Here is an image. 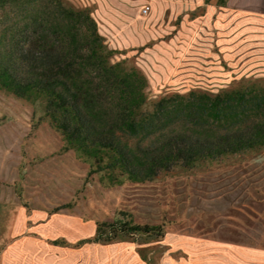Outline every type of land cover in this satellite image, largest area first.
Masks as SVG:
<instances>
[{
	"label": "rangeland",
	"instance_id": "rangeland-1",
	"mask_svg": "<svg viewBox=\"0 0 264 264\" xmlns=\"http://www.w3.org/2000/svg\"><path fill=\"white\" fill-rule=\"evenodd\" d=\"M67 1L92 8L113 61L147 75L146 110L161 95L264 85V44L243 43L261 38L257 13L236 20L231 44L211 16L197 18L207 10ZM64 143L40 103L0 92V261L17 232L44 264H264V147L110 186ZM119 218L161 228L117 235L106 224Z\"/></svg>",
	"mask_w": 264,
	"mask_h": 264
},
{
	"label": "trees",
	"instance_id": "trees-1",
	"mask_svg": "<svg viewBox=\"0 0 264 264\" xmlns=\"http://www.w3.org/2000/svg\"><path fill=\"white\" fill-rule=\"evenodd\" d=\"M91 9L67 0H0V92L40 103L65 147L87 158L107 185L146 183L177 166L264 147L262 82L161 95L146 110L147 75L113 61L118 50ZM106 225L117 235L161 228L120 218Z\"/></svg>",
	"mask_w": 264,
	"mask_h": 264
},
{
	"label": "crops",
	"instance_id": "crops-1",
	"mask_svg": "<svg viewBox=\"0 0 264 264\" xmlns=\"http://www.w3.org/2000/svg\"><path fill=\"white\" fill-rule=\"evenodd\" d=\"M152 6H156L157 3H164L165 6L172 9L177 8H187V9H203L207 10L206 12H200L197 18H208L211 16L212 20H214V24L222 27L223 31L226 32L227 40L226 43H234V32L236 27V20L241 18L253 19L252 15L247 13H257L253 17H255L258 21H262V26L264 29V16L260 15V13H264V0H227L225 4H221L219 0H210L207 3L205 0H149ZM141 0H129L127 3L135 5L139 4ZM154 8V7H153ZM259 13V14H258ZM244 36L246 34H243ZM253 35V34H252ZM259 39H250L243 40V43L247 46L252 45L254 43H258V48L262 47L261 44H264V31L260 34ZM231 38V39H229ZM252 50L251 48L248 49ZM262 53L264 54V46L260 48ZM18 233L15 232L12 235L11 242L9 246L3 253L0 264H44V260H42V255L38 250L34 248L35 240H31L28 243V238H22V236H17ZM29 246V248L27 247ZM31 246V247H30ZM53 255V254H50ZM55 256H47V258H51L49 263L46 261L45 264H54Z\"/></svg>",
	"mask_w": 264,
	"mask_h": 264
},
{
	"label": "built area",
	"instance_id": "built-area-1",
	"mask_svg": "<svg viewBox=\"0 0 264 264\" xmlns=\"http://www.w3.org/2000/svg\"><path fill=\"white\" fill-rule=\"evenodd\" d=\"M152 10V7H151V5H149V4H146L144 7H143V9H142V13L143 14H147L148 12H150Z\"/></svg>",
	"mask_w": 264,
	"mask_h": 264
}]
</instances>
